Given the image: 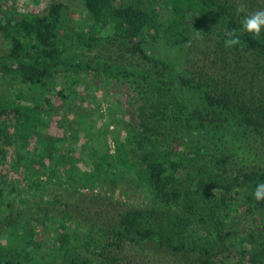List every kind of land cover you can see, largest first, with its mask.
Returning a JSON list of instances; mask_svg holds the SVG:
<instances>
[{"label":"trees","instance_id":"obj_1","mask_svg":"<svg viewBox=\"0 0 264 264\" xmlns=\"http://www.w3.org/2000/svg\"><path fill=\"white\" fill-rule=\"evenodd\" d=\"M82 1L80 18L65 0L35 14L0 2V83L115 81L131 124L112 153L106 136L89 140L87 171L47 146V162L32 160L24 205L0 217V264H264V201L253 195L264 182V30L241 27L264 0ZM230 30L241 43L229 49ZM12 106L0 98L3 159ZM59 174L91 188L132 174L148 198L104 202L81 231L50 191Z\"/></svg>","mask_w":264,"mask_h":264},{"label":"rangeland","instance_id":"obj_2","mask_svg":"<svg viewBox=\"0 0 264 264\" xmlns=\"http://www.w3.org/2000/svg\"><path fill=\"white\" fill-rule=\"evenodd\" d=\"M49 1L0 0L5 7L31 14L44 10ZM65 1L75 16L80 18L84 13L83 1ZM7 48V42L0 37V53L7 52ZM64 81L60 74L44 86L17 82L0 83V98L13 105L10 112L19 125L11 124L13 147L6 150L4 159L0 157V189L3 191V198H0V217L10 212L9 203L12 208L24 205L23 201H26L29 191L27 182L33 177L28 167L34 159L44 164L45 156L40 157L46 146L50 152L61 150L69 157H82L84 162L79 167L87 171L90 169L89 155L92 150L89 140L106 136L104 142L112 153L116 139L130 127L131 115L124 103L125 92L120 84L106 80L66 85ZM28 125L31 134L26 137L25 130ZM38 136L45 140L44 143H37ZM56 146L60 148L57 149ZM34 147H37L35 154L32 153ZM0 149H4V145L0 144ZM49 183L53 195L70 204L76 213L81 231L100 216L107 214L108 209L104 202L119 199L128 203H144L148 198L147 190L132 174L120 179L117 184L107 182L95 188L71 187L70 180L63 179L60 174ZM6 237L5 232L0 235V243L5 242ZM237 261L242 259L237 258Z\"/></svg>","mask_w":264,"mask_h":264},{"label":"clouds","instance_id":"obj_3","mask_svg":"<svg viewBox=\"0 0 264 264\" xmlns=\"http://www.w3.org/2000/svg\"><path fill=\"white\" fill-rule=\"evenodd\" d=\"M237 13H244L245 8L242 4L238 5L236 8ZM241 27L244 32L252 34L254 37H259L262 30H264V9L256 10L254 12L247 13L243 16ZM197 34L200 31H196ZM226 39L224 45L226 48H233L240 45L241 40L239 38L236 30H230L226 33ZM254 198L257 201H264V182L256 185L255 191L253 193Z\"/></svg>","mask_w":264,"mask_h":264}]
</instances>
